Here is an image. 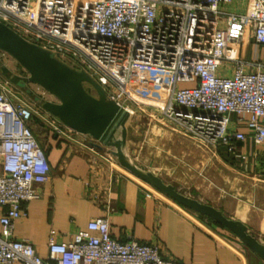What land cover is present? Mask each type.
<instances>
[{
    "label": "built area",
    "instance_id": "obj_1",
    "mask_svg": "<svg viewBox=\"0 0 264 264\" xmlns=\"http://www.w3.org/2000/svg\"><path fill=\"white\" fill-rule=\"evenodd\" d=\"M0 23L84 71L124 111L169 122L205 150L235 154L247 138L264 144V0H0ZM247 40L250 62L240 59ZM18 91L0 87V264H176L157 244L113 238L107 216L71 242L50 240L45 258L13 237L49 174L31 130L43 110ZM40 117L59 138L94 143Z\"/></svg>",
    "mask_w": 264,
    "mask_h": 264
},
{
    "label": "crops",
    "instance_id": "obj_2",
    "mask_svg": "<svg viewBox=\"0 0 264 264\" xmlns=\"http://www.w3.org/2000/svg\"><path fill=\"white\" fill-rule=\"evenodd\" d=\"M253 55L252 41L247 40L240 59L250 62ZM259 58L264 61V47ZM31 130L45 153L48 180L35 187L38 198L28 203L26 217L14 223L13 237L33 244L41 258L50 240L71 242L90 220L107 216L113 238L157 244L163 258L176 264H264L224 227L126 174L106 149L77 143L80 136H72L75 142L59 138L44 117ZM239 131L246 132L243 127ZM129 141L128 134L126 145ZM206 151L210 155L184 144L180 165L174 166L171 157L161 158L159 151L148 152L145 163L135 164L242 223L264 244V144L255 146L247 138L235 144V154L222 147Z\"/></svg>",
    "mask_w": 264,
    "mask_h": 264
},
{
    "label": "water",
    "instance_id": "obj_3",
    "mask_svg": "<svg viewBox=\"0 0 264 264\" xmlns=\"http://www.w3.org/2000/svg\"><path fill=\"white\" fill-rule=\"evenodd\" d=\"M0 51L8 54L26 72L12 73L0 65V75L25 94L44 112L69 130L89 137L93 147L106 149L116 163L139 181L169 198L177 205L204 216L236 236L249 250L264 260V244L257 241L240 222L219 210L180 193L173 185L136 165L128 156L127 123L130 114L113 102L105 91L84 71H77L56 59L50 52L31 44L0 23ZM28 85H36L56 102L38 97Z\"/></svg>",
    "mask_w": 264,
    "mask_h": 264
},
{
    "label": "rangeland",
    "instance_id": "obj_4",
    "mask_svg": "<svg viewBox=\"0 0 264 264\" xmlns=\"http://www.w3.org/2000/svg\"><path fill=\"white\" fill-rule=\"evenodd\" d=\"M0 65L5 66L16 75H27L26 72L15 62L13 58H11L8 54L2 51H0ZM28 86L36 95L42 93L43 99L48 101L54 100L53 96H51L46 91L43 92V89L39 88L38 86ZM0 87L6 92L9 90L15 92L16 88L14 86H11L1 75ZM19 91L18 93L20 98L29 100V98L25 94ZM40 112L41 111H38L34 115L33 122L36 126H38V122L41 119L40 116L42 115L43 111L41 113ZM127 132L129 134L130 141L125 146V150L130 155L129 158L134 163H145L146 161L143 156H146L148 152L154 153V151H159V156H161V158L164 156L171 157V163H173L174 166L180 165L183 157L182 155H180L179 152L182 150V146L184 144L191 145L197 151L205 152L206 154L210 155L200 144L191 139L185 138L180 133H178L177 129H175L173 124L164 120H160V118H153L151 116H148V114L138 109L132 110V113L130 114V119L127 123ZM185 139L188 140L190 143H187ZM168 152L169 154H167ZM162 162L163 161L161 160V163ZM119 168L129 176L135 178L133 175L125 171L122 167L119 166ZM148 188L151 189L153 192L155 191L149 186Z\"/></svg>",
    "mask_w": 264,
    "mask_h": 264
}]
</instances>
